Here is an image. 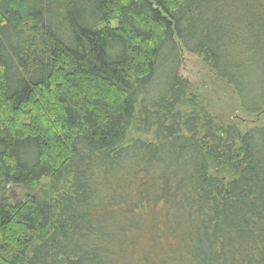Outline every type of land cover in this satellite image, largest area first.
Instances as JSON below:
<instances>
[{"label":"trees","instance_id":"trees-1","mask_svg":"<svg viewBox=\"0 0 264 264\" xmlns=\"http://www.w3.org/2000/svg\"><path fill=\"white\" fill-rule=\"evenodd\" d=\"M182 52L264 112V0H0V264H264V125Z\"/></svg>","mask_w":264,"mask_h":264},{"label":"rangeland","instance_id":"rangeland-1","mask_svg":"<svg viewBox=\"0 0 264 264\" xmlns=\"http://www.w3.org/2000/svg\"><path fill=\"white\" fill-rule=\"evenodd\" d=\"M179 74L188 80L194 92L205 98L209 111L222 121L243 127L264 125V112L258 116L243 114L232 89L224 81L217 79L209 64L202 58L182 52ZM24 196V190L18 187L9 189L8 199L12 203L22 200Z\"/></svg>","mask_w":264,"mask_h":264}]
</instances>
